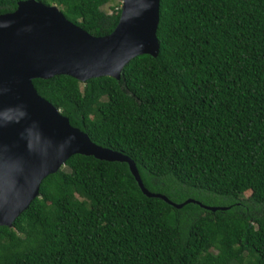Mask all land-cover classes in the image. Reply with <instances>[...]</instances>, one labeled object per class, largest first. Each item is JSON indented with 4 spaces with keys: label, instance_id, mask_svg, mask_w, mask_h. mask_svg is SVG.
I'll return each mask as SVG.
<instances>
[{
    "label": "trees",
    "instance_id": "1",
    "mask_svg": "<svg viewBox=\"0 0 264 264\" xmlns=\"http://www.w3.org/2000/svg\"><path fill=\"white\" fill-rule=\"evenodd\" d=\"M19 1L0 0V14ZM38 1L94 36L120 14L101 9L110 0ZM156 38L158 55H137L119 80L32 83L92 142L130 157L150 192L200 204L175 208L145 195L126 162L74 154L0 226V264H242L245 253L264 264V0H160Z\"/></svg>",
    "mask_w": 264,
    "mask_h": 264
},
{
    "label": "water",
    "instance_id": "2",
    "mask_svg": "<svg viewBox=\"0 0 264 264\" xmlns=\"http://www.w3.org/2000/svg\"><path fill=\"white\" fill-rule=\"evenodd\" d=\"M159 1L122 0L116 26L103 36L69 21L57 5L38 0L19 1L13 11L0 14V226L12 227L38 196L42 180L74 154L126 162L145 195L175 208L200 204L191 198L176 203L150 192L130 157L92 142L32 83L63 74L81 82L101 76L119 80L137 55L156 57Z\"/></svg>",
    "mask_w": 264,
    "mask_h": 264
},
{
    "label": "rangeland",
    "instance_id": "3",
    "mask_svg": "<svg viewBox=\"0 0 264 264\" xmlns=\"http://www.w3.org/2000/svg\"><path fill=\"white\" fill-rule=\"evenodd\" d=\"M121 4H122V0H110L107 4H105L104 6H102L101 9L104 10L107 14H111L114 11L113 10V7L116 8V9L117 8H121ZM105 98H106V95L103 94L102 99H105ZM249 195H250V191L248 190L242 196L243 197H248ZM94 209H95V211L97 213L100 212L99 208H94ZM17 233L19 235H26L27 233H29V231H26L24 229V227H21V228L17 229ZM215 252H217V251H215ZM249 259H250L249 255L247 256V254L245 253V260H244V262L242 264H249Z\"/></svg>",
    "mask_w": 264,
    "mask_h": 264
}]
</instances>
